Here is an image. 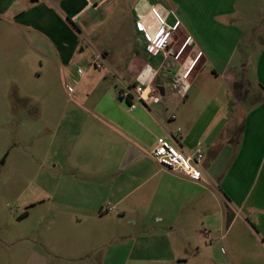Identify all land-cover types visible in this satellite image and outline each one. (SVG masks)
<instances>
[{"label":"rangeland","instance_id":"374dc122","mask_svg":"<svg viewBox=\"0 0 264 264\" xmlns=\"http://www.w3.org/2000/svg\"><path fill=\"white\" fill-rule=\"evenodd\" d=\"M3 1L9 4L12 0ZM14 1L9 12L0 11V264H27L41 258L58 264L59 261L52 257L54 254H59L60 260L75 259L74 255L79 258L77 260L87 259L84 247L98 244L102 247L90 255L95 261H112L115 254L125 259L127 250L134 243L117 251L115 247L122 246L121 240L112 241L111 237L119 232L135 230L137 220L133 216L115 214L117 211H114L109 215L117 217L121 223L116 218L94 222L75 217L68 210V203L60 200L67 197L68 188L67 180L59 188L62 184L53 175L52 139L57 126L52 122L56 116L52 106L72 99L77 101L79 97L69 96V83L66 84L61 76L66 70L63 72L59 68L56 52L48 43L52 40L54 44L60 42L65 45L63 39L67 38L69 42L80 44L76 55L78 64L84 69L89 68L96 54L107 52L108 66H103L100 72L112 75L109 77L110 85H113L112 97L121 102L120 91L125 87L118 75H123V71L114 65L115 60H124L125 54L127 56L131 50L141 53V57L154 68H159L165 60L161 56H147L142 51L149 41L139 25V17L146 18L148 29L144 28L153 40L159 28L151 14V9L155 7L169 25L173 23V16L183 25L169 38L166 53L173 52L174 56L165 60L161 74L155 77H159L157 84L164 81L169 99L176 100L172 97V77L169 75H177L178 79L179 75L188 71L196 56L191 45L178 62L174 59L187 40L183 31L192 34L211 53L214 62L203 72L198 73L197 68L189 77L191 81L193 75L200 74L190 82L189 98L178 100L179 104L183 103L181 112L194 108L198 118L209 104L211 109L213 106L224 117H229L235 100L238 103L246 101L253 107L264 99V0H229L232 3L230 12L227 11L226 0H112L110 6L97 11L87 10L76 23L62 8L60 0H39L42 7L34 12L31 7L36 3L32 0H17L16 5ZM143 5L148 8L144 9ZM212 6L214 9L225 8L226 15L221 20L234 25L238 35L242 34L236 47L228 35L227 44L223 47L212 41L218 31L214 30L211 22ZM66 26L75 31L69 28L66 32ZM215 73L225 77L215 76ZM99 98L98 92L93 94L92 99ZM125 103L129 105L130 101ZM206 122L207 115L199 122L198 131L206 129ZM242 125L240 122L233 125L235 135H240ZM230 128L231 124L227 127L224 140L219 142L230 141L231 145H236L229 140L232 135L226 137ZM173 146L183 154L178 145ZM263 157L253 161L257 165L262 162L257 179L253 174H242L239 168L232 173L231 194L243 205L235 207L224 198L215 199L217 188L210 180L204 181V187L215 198L210 197V201L205 202L196 215L199 231L206 234L203 244L217 245L215 231H220L217 221L224 223L222 231H227L235 219L237 222L232 231H249L242 227V221L248 219L252 224L251 231H264ZM217 214L219 220H216ZM146 226V231L156 232L163 225L146 221ZM56 231H65L66 235L56 236ZM90 231L98 234L91 235ZM207 235L214 240L210 242ZM215 255L221 262L225 260V247L220 246Z\"/></svg>","mask_w":264,"mask_h":264},{"label":"crops","instance_id":"0c3cea01","mask_svg":"<svg viewBox=\"0 0 264 264\" xmlns=\"http://www.w3.org/2000/svg\"><path fill=\"white\" fill-rule=\"evenodd\" d=\"M13 1L8 4V1L0 0V11L9 12ZM60 1L62 8L76 23L87 10H100L112 0ZM32 2L36 4H32L31 10L40 11V1ZM226 3L227 11L230 12L232 3H229V0H226ZM143 7L148 8L146 5ZM25 8L26 3L21 9L22 14ZM224 9H214L213 6L211 8V22L214 24V30H218L212 41L223 47L227 44L228 35L232 37L231 41L236 47L242 34L238 35L234 25L221 20L226 15ZM145 19L139 17V23L147 28ZM182 26L181 22L179 28ZM65 28L66 32L69 28L74 30L72 27ZM183 33L186 39L191 38L186 49L191 45L192 52L196 53L190 67L201 54L191 71V77L197 68L198 73L203 72L214 60L207 48L205 50L203 44L201 46L192 34L185 31ZM63 41L65 45L57 41L54 44L52 40L48 44L52 45L56 52L59 68L63 72L66 70L65 75H61L62 80L74 87L73 95L79 99L59 102L52 106L53 114H56L52 122L57 126L52 139L53 175L62 184L59 188L64 185V180H67L68 188L67 197L60 200L68 203V210L77 218L83 217L94 222L116 218L121 223L120 219L109 215L110 212L117 211L115 214L133 216L137 223L135 230L119 232L111 237L112 241L121 240L122 246L115 247L117 251L127 249L134 243L131 249L127 250L125 259L115 254L112 261H95L90 255L102 247L98 246L101 244L84 247L88 253L85 257L89 259L77 260L79 258L74 255L75 259L60 260L59 254L52 255L53 259H57L58 264H264V231H251L252 224L248 218L242 221V227L249 231H232L237 219L227 231H222L224 223L217 221L220 231H215L216 246L203 244L206 234L199 231L196 222L198 211L205 202L210 201V197L224 198L235 207L244 204L231 194L229 188L234 169L239 168L242 174H253L256 179L259 177L262 162L257 165L253 161L261 160L262 155L264 156V99L253 107L247 105L246 101L238 103L235 100L229 117H224L219 109L213 106L211 109L208 104L202 115L197 118L194 108L181 112L183 103L179 104L178 100L189 98L188 92L192 87L190 82L200 74L193 75L191 81L189 77L182 80L177 79V75H169L172 77V97L176 100L169 99L164 81L157 84L159 77L155 78L161 74L166 61L163 60L159 68H154L141 57V53L131 50L127 56L125 54L124 60H115L114 65L123 71V75L118 77L125 88L143 91V100H130L129 105L135 106L132 110L127 103L112 97L113 85H110L112 83L109 80L112 75H104L91 64L89 68H82L83 65L78 64L76 55L80 44L69 42L67 38ZM142 51L150 56L145 47ZM102 54L108 57L107 52ZM46 58L50 59L48 55ZM230 78L233 80V77ZM96 92L100 98L92 99ZM136 101L139 103H135ZM205 115L207 127L198 131L199 122ZM239 122L243 124L239 131L241 133L235 135L232 128ZM229 124L231 128L226 137L232 135L229 140L236 145H231L230 141L219 142L224 140ZM162 140L178 145L184 153L192 154L197 148L203 149L205 177L196 182L180 173L163 169L152 156L153 149ZM206 180H210L213 187L217 188L215 197L204 187ZM109 204L110 206H107ZM107 207L111 209L107 210ZM241 216L240 213L239 217ZM216 220H219L218 214ZM146 221L163 226L160 231H146ZM91 232V235L98 234L96 231ZM55 234L64 236L66 232L56 231ZM207 237L210 242L214 240L210 235ZM220 246L225 247L227 251V258L222 262L215 255ZM83 253L85 254V251ZM190 253L196 257L191 258ZM54 262L49 263L41 258L27 264H55Z\"/></svg>","mask_w":264,"mask_h":264},{"label":"built area","instance_id":"2783aa9c","mask_svg":"<svg viewBox=\"0 0 264 264\" xmlns=\"http://www.w3.org/2000/svg\"><path fill=\"white\" fill-rule=\"evenodd\" d=\"M151 14L153 15L156 23L159 25L156 38L152 40L151 36L148 34V30L140 26L143 29V33L149 42L146 44V53L152 57H164L165 60H169L174 56V53H166L168 48V41L173 32L178 30L181 22L177 17H174V24L169 25L168 22L160 15L157 8L153 7L151 9ZM140 25V23H139ZM191 38H187L184 44L181 46L179 52L175 56V61L178 62L181 58L184 50L189 45ZM201 54L198 55L194 64L188 69L185 75L180 76L182 80H186L190 76L195 63L199 60ZM92 67L102 70L103 66H108L104 55L96 54ZM67 90L69 91V96H73L75 89L74 87L67 85ZM126 90V91H125ZM125 90L120 92V98L123 102H129L131 99H138V101L143 100V91L137 92L135 88L126 87ZM130 109H135V106L131 104ZM152 156L156 162L166 171L180 173L185 175L189 179L199 182L201 181L206 173L204 169L205 155L203 149L197 148L194 153H181L178 148L173 146V144L167 141H159L157 146L152 151ZM113 210V209H112Z\"/></svg>","mask_w":264,"mask_h":264},{"label":"bare ground","instance_id":"6f19581e","mask_svg":"<svg viewBox=\"0 0 264 264\" xmlns=\"http://www.w3.org/2000/svg\"><path fill=\"white\" fill-rule=\"evenodd\" d=\"M184 51H185V50H184ZM183 53H184V52H183ZM197 63H198V62H197ZM195 66H196V63H195V65H194V67H195ZM194 67H193V68H194ZM192 70H193V69H192ZM190 74H191V72H190Z\"/></svg>","mask_w":264,"mask_h":264}]
</instances>
